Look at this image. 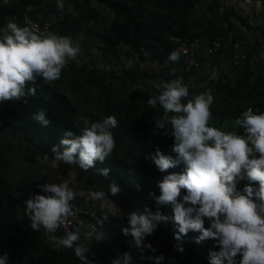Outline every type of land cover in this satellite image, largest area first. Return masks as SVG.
Here are the masks:
<instances>
[{"label": "trees", "instance_id": "obj_1", "mask_svg": "<svg viewBox=\"0 0 264 264\" xmlns=\"http://www.w3.org/2000/svg\"><path fill=\"white\" fill-rule=\"evenodd\" d=\"M220 1L69 0L63 1L65 10L60 11L57 0L48 5H45L46 0H0V27L7 19L26 27L22 19L26 12L38 21L49 20L58 12L62 17L52 24V33L78 39L81 32L89 28L93 34L92 44L103 56L102 61L108 63L104 68L97 66L94 60L72 64L62 70L60 79L45 84L38 77L35 85H26L25 96L19 100L0 102V132L19 137L25 149V159L39 174L52 167L54 155L51 149L60 143L66 131L80 134L83 127L81 117L90 122L110 115L116 117L118 126L111 130L116 147L103 164L97 162L95 168L85 172L78 165L58 162L63 173L72 171L69 187L77 196L71 204L90 205L102 217L105 212L109 215L101 229L104 240L99 243L94 239L88 241V258L92 264H111L127 251L132 254V264H151L140 258L129 242L131 238L124 237L120 230L128 227V214L136 209L142 210L144 206L153 213L160 211L168 217V221L160 223L147 239L156 235L152 243L159 244L160 252L166 257L169 246L179 243L184 251L176 255L174 264H210V252L219 251L214 247L215 241L196 243L198 232L189 231L177 242L174 236L178 234V226L174 223L172 206L159 205L149 195L155 193L159 196L158 184L168 174L183 173L184 165L162 173L154 164L152 157L157 150L174 157L171 152L174 139L155 126L154 120L163 115L162 108L159 105L152 108L147 102L159 94L158 84L182 77L183 83L189 87V98L205 90L212 91L214 103L210 109V126L242 134L243 130L234 125L242 111L252 107L254 111L264 113V65L254 68L249 54L245 60L229 56L239 62L234 67L233 76H198L205 59L211 62V66H217L223 54L233 46L231 31L237 26L232 20L249 28L245 20L226 5L222 6ZM204 5L206 9L200 10ZM44 7L49 16L38 18ZM69 7L72 11H68ZM103 9L108 10L107 15ZM256 30L264 35L263 26ZM176 39L185 42L200 39L204 51L218 42L220 49L212 55L203 54L200 69L189 73L182 56L178 62L168 59L172 51L179 49ZM142 50L149 53L151 60L168 61V67L152 75L142 72L141 67L148 60ZM33 86L36 95H28V89ZM41 109L46 111V118L50 121L47 127L33 119V114ZM99 168L111 170L108 179L96 174ZM113 179L122 189L116 197H111L108 192V184ZM246 184V179L240 180L237 189L242 191ZM254 185L258 187V184ZM90 189L104 191L109 203L114 201L113 206L119 214H113L115 212L109 207L102 209L100 201L91 200L88 197ZM184 194L186 192L182 190L181 197ZM14 199L5 174L0 171V257L7 254V264H81L73 249L53 248L40 230H32L27 218L19 213ZM208 226L206 220L205 227ZM147 255L145 251L144 256Z\"/></svg>", "mask_w": 264, "mask_h": 264}, {"label": "clouds", "instance_id": "obj_2", "mask_svg": "<svg viewBox=\"0 0 264 264\" xmlns=\"http://www.w3.org/2000/svg\"><path fill=\"white\" fill-rule=\"evenodd\" d=\"M57 8L65 10L63 0H57ZM68 11H72L69 7ZM0 37V102L19 100L25 96L28 83L35 85L39 77L45 84H50L61 77L62 70L69 60H76L81 52L79 42L70 37L58 36L48 32L43 34L35 27H19L10 20ZM181 51H172L168 59L180 60ZM175 71V70H173ZM158 95L148 99V105L163 110V115L155 119L157 129L174 139L171 145L172 155H165L159 150L152 157L160 172L184 165L183 173H172L158 184L160 195L150 193L157 204L171 205L174 223L178 226L177 242L189 231L200 233L196 243L205 240L215 241L219 251L210 252V264H264V113L254 111L252 107L242 111L235 119L236 131H223L210 126L211 106L214 96L211 90L194 94L189 98V87L178 77L169 82L158 84ZM28 95L35 96L36 88L28 89ZM33 119L47 127L50 121L46 111L41 109L33 114ZM83 127L80 134L66 131L58 145L51 152L54 155L53 168L59 163L78 165L85 172L95 168L97 162L103 164L116 147L112 129L118 126L115 116L104 117L100 121L90 122L80 118ZM47 155L45 160H47ZM109 168L96 169V174L109 178ZM59 179V177H57ZM247 180L242 191L237 189L240 180ZM70 180L59 184L45 183L40 186L46 195H34L25 201V215L30 220L34 231L41 228L50 235V245L73 249L81 264H92L89 257L88 241L97 243L104 240L101 229L109 215L83 233L84 221H79L73 230L66 231L61 237L54 233L71 223L75 217L72 201L77 193L69 187ZM258 184V187H253ZM255 186V185H254ZM121 187L113 179L108 184L111 197L121 192ZM182 190L186 192L181 197ZM88 197L100 201V207L106 208L109 197L104 191L89 190ZM115 205L114 201H111ZM208 227H205V221ZM168 217L160 211L153 213L147 206L142 210L131 211L127 216L128 227H121V234L129 240L141 259L151 264H163L165 257L149 255L157 251L151 244H145L160 223H166ZM178 252L184 249L179 243L174 245ZM149 254V253H148ZM130 251L123 253L111 264H132ZM7 254L0 257V264H7Z\"/></svg>", "mask_w": 264, "mask_h": 264}, {"label": "crops", "instance_id": "obj_3", "mask_svg": "<svg viewBox=\"0 0 264 264\" xmlns=\"http://www.w3.org/2000/svg\"><path fill=\"white\" fill-rule=\"evenodd\" d=\"M53 0H46V4L48 5ZM64 2H68L69 0H63ZM221 5H226L229 7L228 9H232L236 16L241 17L243 20L248 23L249 28L242 26L239 24L237 20H232L233 23L237 26L236 30L231 31V38L234 43L233 46L230 47L229 51L223 54L220 58V62L217 66H211V62L205 59L203 63L202 70H199L198 76L200 78L203 75V78H218L220 74H225L228 76H233L235 62L233 58H229V56L233 55L234 58L241 57L242 59H246V54H249L252 57L251 64L254 68H259L261 65H264V35H262L258 30V27L262 26V16L260 12L252 10L249 6L244 4L243 0H222L220 1ZM97 7H100V4L94 2ZM206 5L200 7L201 9H206ZM72 8V7H71ZM31 10H35L31 8ZM38 13V18H45L47 15V11L44 7ZM104 14H108L107 9H103ZM56 12V11H55ZM51 16V15H50ZM10 19H7L6 23L0 27V37L4 34L2 31L6 28L7 23ZM17 24V23H16ZM18 25V24H17ZM19 27H24L23 25H18ZM89 28H85L80 37L77 39H72L74 42H79L81 52L78 54L76 60H69L65 67H69L72 64H82L83 62H90L91 60L96 61V65L99 67H106L108 63L102 61V55L96 46L92 44L93 34L89 31ZM97 50V53H93V50ZM233 49V50H232ZM97 57V58H94ZM244 57V58H243ZM197 84V83H195ZM1 105V104H0ZM25 149L20 141L19 137L16 135H12L11 133L0 132V171H3L5 174L6 181L9 185V189L14 196V203L18 205L19 213H22L24 217L27 218L28 222L30 220L25 215V201L29 198H32L34 195H46L41 191L42 185L45 183H56L59 184L62 180H71L72 179V171L68 170L67 173H63L58 168H47L46 171L42 174H39L37 171L33 169L31 164L25 159ZM65 174H70L69 178H64ZM59 177V179H57ZM109 208L112 209L113 214L117 213V210L113 206V204L108 203ZM40 231L46 236L47 239L50 240V235L45 232L43 228ZM54 235H56L54 233ZM83 237V235H81ZM81 237V239H83ZM147 239V237H146ZM151 239V238H150ZM156 239V238H155ZM153 237V240H155ZM148 242V239H147ZM145 244L146 241L144 242ZM149 244L155 246L154 243L148 242ZM159 245V244H157ZM168 249V257L172 258L173 261H176V255L179 256L178 252L174 245L169 246ZM158 252L161 250L159 247H153ZM147 251V250H146ZM151 253L150 251H147Z\"/></svg>", "mask_w": 264, "mask_h": 264}, {"label": "built area", "instance_id": "obj_4", "mask_svg": "<svg viewBox=\"0 0 264 264\" xmlns=\"http://www.w3.org/2000/svg\"><path fill=\"white\" fill-rule=\"evenodd\" d=\"M244 4L249 6L252 10L260 12L262 16V26L264 27V0H243ZM62 15L56 12L53 17L49 20L38 21L35 20L28 12L24 13L22 16L23 24L27 27H35V29L43 34L48 32L52 33V24L57 23L61 20ZM175 42L179 44V50L181 51V56L184 60L186 71L192 73L194 70H199L202 60V55H212L219 51L220 44L214 42L211 47H208L206 51L202 50V43L200 39H196L191 42H185L180 39H176ZM142 54L148 59L147 64L141 67L142 72H147L149 75L160 72L162 69L168 67L169 62L165 61L164 63L158 60H151L149 53L142 50ZM244 58V57H243ZM239 64L238 61H235V65ZM257 187V186H253ZM73 211L75 212V217H70L69 220L71 223H67L61 226L55 233L57 237H61L65 234L66 231L73 230L75 226L78 225L79 221H84V225L81 227V235L85 231L89 230V225H94L97 220L102 219L98 210L90 205H74ZM161 252L156 251L155 254L152 252L149 255L159 256ZM165 257L163 264H174V261L170 257ZM151 263V262H150Z\"/></svg>", "mask_w": 264, "mask_h": 264}, {"label": "rangeland", "instance_id": "obj_5", "mask_svg": "<svg viewBox=\"0 0 264 264\" xmlns=\"http://www.w3.org/2000/svg\"><path fill=\"white\" fill-rule=\"evenodd\" d=\"M93 53H95V54H96V53H97V50H96V49H95V50H93ZM94 58H97V57H94ZM97 59H98V58H97ZM63 177H64V178H69V177H70V174H67L66 176H63ZM154 237H155V238H157V236H156V235H155ZM151 241H153V237H151V239H149V238H148V242H150V243H151ZM148 242L146 241V243H147V244H149ZM153 247H159V246L155 245V246H153Z\"/></svg>", "mask_w": 264, "mask_h": 264}]
</instances>
